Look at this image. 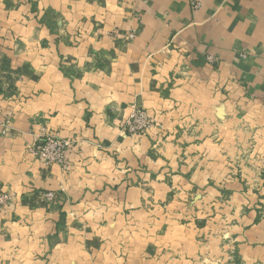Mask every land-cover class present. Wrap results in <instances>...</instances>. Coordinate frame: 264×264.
I'll list each match as a JSON object with an SVG mask.
<instances>
[{"label": "crops", "instance_id": "crops-1", "mask_svg": "<svg viewBox=\"0 0 264 264\" xmlns=\"http://www.w3.org/2000/svg\"><path fill=\"white\" fill-rule=\"evenodd\" d=\"M0 189V264H264V0H0Z\"/></svg>", "mask_w": 264, "mask_h": 264}, {"label": "built area", "instance_id": "built-area-1", "mask_svg": "<svg viewBox=\"0 0 264 264\" xmlns=\"http://www.w3.org/2000/svg\"><path fill=\"white\" fill-rule=\"evenodd\" d=\"M195 6L197 7L198 4ZM153 126L154 120L148 112L140 106H133L125 124L127 131L143 136L148 134ZM73 142L72 139L61 137L56 133H44L30 147L29 151L33 156L48 165L60 164L66 167V153L73 145ZM46 196L52 199L53 193H48ZM11 198L12 195L10 193L0 190V205L7 204Z\"/></svg>", "mask_w": 264, "mask_h": 264}, {"label": "rangeland", "instance_id": "rangeland-1", "mask_svg": "<svg viewBox=\"0 0 264 264\" xmlns=\"http://www.w3.org/2000/svg\"><path fill=\"white\" fill-rule=\"evenodd\" d=\"M198 4V3H197ZM132 36V35H131ZM30 149V148H29ZM30 152V151H29ZM38 159V158H37ZM1 190V189H0ZM1 191H4V190H1ZM5 192H7V191H5ZM7 193H9V192H7ZM48 193H51V192H48ZM48 193H46V194H48ZM6 206V203L5 204H3V205H0V207L2 208V207H5Z\"/></svg>", "mask_w": 264, "mask_h": 264}]
</instances>
